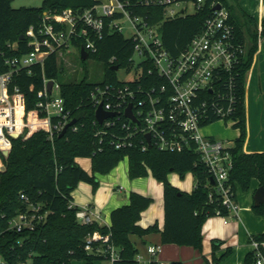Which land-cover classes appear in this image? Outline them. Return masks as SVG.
I'll return each mask as SVG.
<instances>
[{
    "label": "built area",
    "instance_id": "2783aa9c",
    "mask_svg": "<svg viewBox=\"0 0 264 264\" xmlns=\"http://www.w3.org/2000/svg\"><path fill=\"white\" fill-rule=\"evenodd\" d=\"M204 5L205 0H105L80 12L71 8L59 13L43 11L40 22L30 25L24 35L29 51L20 53L16 41L0 47V170L5 168L4 159L13 139L44 131L52 140L72 120L60 82L44 74L47 57L55 54L58 60L71 49L80 56L81 47L87 58L93 57L105 35L118 32L133 41L130 68H120L132 72V76L129 80L118 79L117 84H98L90 91L94 111L101 105L104 111L114 113L101 124L95 118L99 143L106 139L116 149L137 147L142 152L150 148L192 150L210 176L223 208L237 215L239 205L229 182L233 165L230 146L202 133L201 127L212 118L230 122L232 127L237 122L236 77L246 42L238 38L228 8L219 1L209 3L211 11L201 30L177 54L163 45L160 22L151 20L158 9H162L164 19L173 20L198 12ZM216 5L220 8L215 9ZM144 8L153 10L141 13ZM189 8L193 11L189 12ZM126 29L129 35L124 34ZM114 62L115 56H111L108 63ZM33 66L42 70V87L36 92L34 107L27 110L25 95L14 81L23 70L32 74ZM129 106L134 119L125 115ZM70 127L77 129L74 124L67 129ZM208 197L212 200L211 192ZM20 198L26 203L25 210L9 220L8 228L15 232L34 231L46 221L50 210L42 202H30L24 193ZM69 207L76 208L75 218L81 225L97 224L100 219L88 205L76 206L71 200ZM110 235L94 230L86 236L84 250L113 264L119 253ZM249 243L253 264H264V240L250 236ZM159 250L158 245L147 246L150 255ZM137 260L141 264L138 255ZM0 264L10 263L0 255ZM17 264L33 263L26 259Z\"/></svg>",
    "mask_w": 264,
    "mask_h": 264
},
{
    "label": "trees",
    "instance_id": "16d2710c",
    "mask_svg": "<svg viewBox=\"0 0 264 264\" xmlns=\"http://www.w3.org/2000/svg\"><path fill=\"white\" fill-rule=\"evenodd\" d=\"M11 1L0 0V47L16 41L20 53L30 50L26 41L20 40V35H25L30 25L40 22L43 11L59 13L71 8L80 12L99 2L43 0L38 7L13 8ZM212 1H219L228 8L238 38L244 43L247 42L246 53L242 57L236 77L237 101L234 117L237 122L233 127L239 129V135L233 139L229 148L233 163L229 182L235 195L237 185L243 191L249 190L252 179L258 180L259 186L264 187V152L246 153L243 150L246 137L245 73L251 64L259 39L264 37V22L261 31H258L253 19L239 9L238 0H230L231 3L229 0H205V5L200 11L173 20L164 19L162 9H158L151 20L160 22L159 31L163 45L170 53L177 54L185 43L201 30L204 19L211 11L208 5ZM152 10L144 8L141 13H150ZM132 49L133 41L121 33L106 34L99 43L98 52L93 56L103 63L105 79L98 83L88 82L86 77L79 81L60 82L61 95L71 112V118L76 120V130L70 127L62 137L54 135L52 140L44 131H36L27 138L12 140L9 154L4 159L5 168L0 170V255L10 264H17L26 259H31L33 264H71L73 260L94 264L95 260H105L103 256L88 254L84 250L85 238L94 230L111 233L110 242L119 253L113 264H140L137 260V248L130 236H142L157 229L156 224L147 228L138 224L141 212L149 206L152 198L130 192L129 202L111 211L109 227L96 223L89 226L79 224L75 218L76 208L69 207L71 192L79 181L91 183L95 190L97 180L94 173H88L77 164L78 157H90L93 172L107 173L126 156L129 178L141 177L150 171L156 180L162 183V244L188 245L200 250L201 227L206 218L218 215L217 210H220L221 216H230L223 208L210 176L203 165L198 163L197 155L192 150L168 152L150 148L142 152L137 147L116 149L106 139L99 143L95 111L89 99L90 91L98 84H117L118 78L113 67L130 68L128 58ZM111 56H115L112 65L108 63ZM32 68V74L23 70L14 81L25 95L27 110L34 107L36 92L42 87L41 68ZM60 71L57 57L50 54L44 67L45 76L57 79ZM216 120L212 118L208 123ZM171 172L178 173L180 177L191 172L194 177L192 191L187 193L172 185L167 178ZM210 192L212 200L208 197ZM21 193H24L30 202H42L44 208L50 210L46 221L34 231L15 232L8 228L9 220L25 210L26 203L20 198ZM252 210L256 215L264 216V203L253 205ZM253 237L256 240H264V232ZM216 248L214 241L213 249ZM253 261V254L250 252L242 264H253Z\"/></svg>",
    "mask_w": 264,
    "mask_h": 264
},
{
    "label": "crops",
    "instance_id": "0c3cea01",
    "mask_svg": "<svg viewBox=\"0 0 264 264\" xmlns=\"http://www.w3.org/2000/svg\"><path fill=\"white\" fill-rule=\"evenodd\" d=\"M238 7L253 19V24L258 31H261L264 22V0H238ZM244 89L246 137L243 150L246 153L264 152V108H262L264 103V38L259 39L251 64L245 73ZM204 134L210 135L206 132ZM238 135L239 129H236L235 135H233L235 137L232 139ZM126 166L118 168L119 179H116L113 172H110L107 178L103 177L100 180V182L107 180L111 185L120 184L117 190H111L104 199L98 197V190L94 192L85 185H81L72 191L71 197L76 206H90L100 216L97 224L107 227L111 225V211L127 204L130 192H137L152 198V203L141 212L138 224L142 228L156 224L157 229L142 236H130L137 248V255L141 257V264H150V262L155 264H171L172 262H181L182 264H242L245 256L251 252L250 236L264 232V216L256 215L252 210L254 192L259 187L258 180L252 179L247 191H243L239 185L236 186V200L239 205L237 215H230L229 217L211 216L203 222L200 250L188 245L162 244L160 234L164 225L162 183L156 179L151 180L147 176L129 180L125 176L128 173V163ZM84 170L92 173L87 169ZM185 174L180 177L178 174L169 173L167 178L179 190L190 193L194 187V177L192 173L188 176ZM150 181H152V187L148 188L147 183ZM84 189L85 191H83ZM91 198H94L95 203L90 201ZM214 241L217 244L215 250L213 249ZM149 245H158L160 247L159 252L156 255H150L147 252Z\"/></svg>",
    "mask_w": 264,
    "mask_h": 264
},
{
    "label": "rangeland",
    "instance_id": "374dc122",
    "mask_svg": "<svg viewBox=\"0 0 264 264\" xmlns=\"http://www.w3.org/2000/svg\"><path fill=\"white\" fill-rule=\"evenodd\" d=\"M42 1L43 0H12L11 6L13 8H19L22 6L38 7L42 4ZM101 1H103V0H101ZM229 3H231L230 0H229ZM192 11H193V9L189 8V12H192ZM130 33L131 32L127 29L124 32V34H126V35H129ZM58 62L61 66V71L57 77V80L59 82H66V81L68 82L69 80L79 81L82 78L86 77L88 82L98 83V82H102L105 79V70H104L103 63L99 59H97L96 57H89L87 59L82 60L75 49H71V52L67 53L64 56V58H59ZM131 76H132V72H126L123 69H119L116 72V77L119 80H129V79H131ZM262 108H264V103L262 104ZM235 130H236V128L232 127L230 122L225 124V122L223 120H216V121L211 122V123H206V124H203L201 127L202 133H205V132L209 133L210 135H213L216 138L223 140V142L225 144H227L228 146H232V141H233L232 137H235V136H233V135H235ZM76 162L81 168L87 169L90 172L95 174L96 180H97V185H96V189L93 190V185L91 183H88L85 181H79L76 184V186L74 187L73 191L76 190L79 186L85 185L88 187V189L90 188V190L92 189L94 192L96 190H98V192H99L98 197L100 199H104L106 197V195L111 190H113V189L117 190L118 189L117 187L120 184L118 183V184L111 185L107 180H104L101 182H100V180H102L103 177L107 178V176H108V174H110V172H113L114 177L116 179H119L120 176L118 173V168H120L121 166L125 167L128 163V159L126 156L123 157L107 173H101V172H97V171L93 172L92 167H91V158L90 157H78ZM0 168H2V167L0 166ZM126 172H127V168H126ZM171 173L172 174H178L176 172H171ZM190 173L187 172L185 174V176H188V174H190ZM125 176H127L126 178H128L129 180L135 179V178H133V179L129 178L128 173H126ZM146 176H147V178H149L151 180L156 179L151 174L150 171H148V173L146 175L141 176V177L145 178ZM136 178H138V177H136ZM151 182L152 181L147 183L148 188L152 187ZM83 191H85V189ZM90 201L95 203L94 198H91ZM215 216H221V215H215ZM107 263L108 262L104 259H99V260L94 261V264H107ZM71 264H83V262L79 261V260H73Z\"/></svg>",
    "mask_w": 264,
    "mask_h": 264
},
{
    "label": "water",
    "instance_id": "95a60500",
    "mask_svg": "<svg viewBox=\"0 0 264 264\" xmlns=\"http://www.w3.org/2000/svg\"><path fill=\"white\" fill-rule=\"evenodd\" d=\"M220 8V5H216L215 6V9H219ZM20 39L23 40L24 39V35H20ZM81 55H80V58L82 60L86 59L88 57L87 53L84 51V49L81 47ZM114 70L118 69V66H114L113 67ZM51 85H52V82L49 81L47 86H48V89L51 88ZM114 113L113 112H106L103 110V108L100 106L97 107V109L95 110V118L97 120V122L99 124L102 123V121L105 119V118H108V117H111L113 116ZM125 115L130 118V119H134L133 115L131 114V110H130V106L126 109V112H125ZM75 119H72L70 122H68L65 127L63 128V130L58 134V137H62L66 131H67V128L69 126H71L72 124L75 123ZM147 139H149V135H147ZM212 181V180H211ZM254 205L255 206H259L260 204L264 203V187L263 186H259L255 192H254Z\"/></svg>",
    "mask_w": 264,
    "mask_h": 264
},
{
    "label": "bare ground",
    "instance_id": "6f19581e",
    "mask_svg": "<svg viewBox=\"0 0 264 264\" xmlns=\"http://www.w3.org/2000/svg\"><path fill=\"white\" fill-rule=\"evenodd\" d=\"M0 165H1V163H0ZM2 166V165H1Z\"/></svg>",
    "mask_w": 264,
    "mask_h": 264
}]
</instances>
